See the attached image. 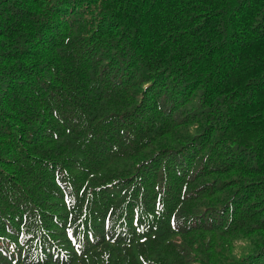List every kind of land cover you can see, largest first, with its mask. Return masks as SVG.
<instances>
[{
    "label": "trees",
    "instance_id": "1",
    "mask_svg": "<svg viewBox=\"0 0 264 264\" xmlns=\"http://www.w3.org/2000/svg\"><path fill=\"white\" fill-rule=\"evenodd\" d=\"M0 264H264V0H0Z\"/></svg>",
    "mask_w": 264,
    "mask_h": 264
}]
</instances>
